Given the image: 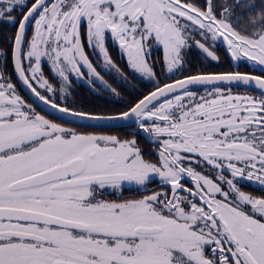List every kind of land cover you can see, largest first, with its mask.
<instances>
[{"label":"snow or ice","instance_id":"6c2138e0","mask_svg":"<svg viewBox=\"0 0 264 264\" xmlns=\"http://www.w3.org/2000/svg\"><path fill=\"white\" fill-rule=\"evenodd\" d=\"M0 264H264V0H0Z\"/></svg>","mask_w":264,"mask_h":264}]
</instances>
